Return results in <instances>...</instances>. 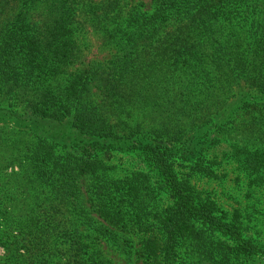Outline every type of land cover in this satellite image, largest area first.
Here are the masks:
<instances>
[{"label": "trees", "instance_id": "1", "mask_svg": "<svg viewBox=\"0 0 264 264\" xmlns=\"http://www.w3.org/2000/svg\"><path fill=\"white\" fill-rule=\"evenodd\" d=\"M32 2L0 0V264H264V0H56L41 55Z\"/></svg>", "mask_w": 264, "mask_h": 264}, {"label": "rangeland", "instance_id": "2", "mask_svg": "<svg viewBox=\"0 0 264 264\" xmlns=\"http://www.w3.org/2000/svg\"><path fill=\"white\" fill-rule=\"evenodd\" d=\"M56 0H33L32 3L27 4L30 8L28 18L25 19V26H28L26 30V38L32 43L35 47V53L41 55L43 50L46 47L47 37L46 34L48 30L54 25L52 20L48 18V3H51ZM137 1V0H136ZM150 4L151 0H142ZM83 16H77V21L81 20ZM15 19L12 17L11 27ZM51 25L48 27V25ZM10 27V20L6 17L0 20V34L4 35ZM79 45L82 48V61L87 64L90 61L92 62H103L107 61L112 57V52L108 50L103 44L102 40L95 35L90 28L87 30H79L77 34ZM156 63L149 62V67H154ZM10 75V74H9ZM6 75L0 79V101L6 99L9 96V86L13 82L11 76ZM4 145L0 141V151H3ZM129 156L120 155L119 159H122V162L128 160ZM138 167V165H137ZM4 253V249L0 246V254ZM109 256L114 259L117 264H125L122 256L110 252Z\"/></svg>", "mask_w": 264, "mask_h": 264}]
</instances>
